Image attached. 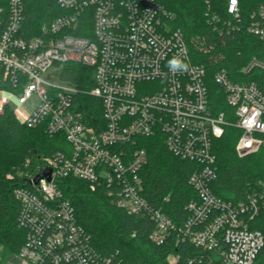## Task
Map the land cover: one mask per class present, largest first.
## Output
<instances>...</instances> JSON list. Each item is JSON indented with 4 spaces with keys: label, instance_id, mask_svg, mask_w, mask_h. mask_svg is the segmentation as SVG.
Segmentation results:
<instances>
[{
    "label": "built area",
    "instance_id": "1",
    "mask_svg": "<svg viewBox=\"0 0 264 264\" xmlns=\"http://www.w3.org/2000/svg\"><path fill=\"white\" fill-rule=\"evenodd\" d=\"M56 2L63 14L27 39L24 0H0L4 79L23 85L20 93L12 92L19 106L34 100L23 123L44 127L51 136L64 135L69 147L42 158L26 176L27 186L14 191L18 223L26 232L16 255L21 264H111L93 248L91 235L59 190L57 181L67 177L84 181L93 192L107 190L129 215H150L156 222L150 239L157 245L180 231L195 245L217 250L222 264H258L264 234L255 225L264 214V181L238 202L217 197L211 185L217 176L215 141L227 126L242 133L236 145L239 157L264 145V93L255 81L245 80L253 71L264 72V58L253 57L233 75L226 68L215 74L226 104L218 110L206 68L192 60L183 32L172 28V14L159 0ZM227 12L232 20L223 23L210 16L216 30L222 34L243 28L264 43L263 7L246 25L238 0H229ZM173 57L184 59L188 70L171 71L168 61ZM70 63L92 69V89L61 79ZM55 68L61 69L62 86L43 78ZM80 95L100 100L102 118L91 112V123L87 120L76 101ZM137 137H161L174 156L192 164L188 182L198 197L187 204L183 229L143 196L140 173L148 155ZM45 168L52 170L51 180L36 184Z\"/></svg>",
    "mask_w": 264,
    "mask_h": 264
},
{
    "label": "trees",
    "instance_id": "2",
    "mask_svg": "<svg viewBox=\"0 0 264 264\" xmlns=\"http://www.w3.org/2000/svg\"><path fill=\"white\" fill-rule=\"evenodd\" d=\"M159 1L172 14V28L183 32L192 60L206 68L214 105L225 110L224 93L214 80L215 74L226 68L233 75L253 57L263 59L264 43L243 28L222 34L215 29L211 15L220 18L221 23L232 20L227 12L229 0ZM238 3L241 23L245 25L264 8V0H238ZM24 4L27 39L38 35L44 24L64 12L56 0H24ZM61 79L83 90L94 87L92 69L78 63L65 65ZM245 80L255 81L264 93V72L253 71ZM22 88V84L13 86L9 79H4L0 66V90L20 93ZM76 101L82 103V112L90 123L91 112L102 118L100 100L80 95ZM241 134L235 126H227L214 145L217 176L211 189L217 197L232 202L244 199L259 181H264V145L254 154L239 157L236 145ZM136 143L148 155L140 173L143 196L166 214L177 229H183L189 216L187 204L198 197L188 182L192 164L174 156L161 137H137ZM68 148L64 135L51 136L44 127L29 128L4 103L0 112V264L7 256H16L25 242L26 232L18 223L20 204L14 197L15 189L27 186L26 176L42 158ZM57 184L64 199L75 208L79 224L91 235L93 248L103 258L111 259V264H222L217 250L195 245L180 231L172 232L161 245L153 243L150 235L156 222L152 217L127 214L107 190L93 192L87 183L73 177L59 179ZM255 228L264 234V214L256 219ZM172 257L176 260L171 261ZM259 263H264V249Z\"/></svg>",
    "mask_w": 264,
    "mask_h": 264
},
{
    "label": "rangeland",
    "instance_id": "3",
    "mask_svg": "<svg viewBox=\"0 0 264 264\" xmlns=\"http://www.w3.org/2000/svg\"><path fill=\"white\" fill-rule=\"evenodd\" d=\"M61 69L55 68L50 69L47 73L43 74V78L51 82L57 86L64 85V82L61 81L59 75H60ZM150 87H155V85H149ZM8 101L9 105L13 109L17 119L20 122H24L27 116V111L31 108L32 104L34 103V100H32L30 103H28L26 106H19L17 103V99L14 97V94L12 92H9L7 90H0V106L2 102ZM3 264H21V259L18 256H7L4 259Z\"/></svg>",
    "mask_w": 264,
    "mask_h": 264
},
{
    "label": "clouds",
    "instance_id": "4",
    "mask_svg": "<svg viewBox=\"0 0 264 264\" xmlns=\"http://www.w3.org/2000/svg\"><path fill=\"white\" fill-rule=\"evenodd\" d=\"M168 67L171 71L184 72L188 70L189 64L184 59L173 57L168 61Z\"/></svg>",
    "mask_w": 264,
    "mask_h": 264
},
{
    "label": "water",
    "instance_id": "5",
    "mask_svg": "<svg viewBox=\"0 0 264 264\" xmlns=\"http://www.w3.org/2000/svg\"><path fill=\"white\" fill-rule=\"evenodd\" d=\"M51 173H52V170H51V169H47V168L42 169V170L38 173V175L36 176V178H35L36 184H38L39 181H40L41 179H43V178H46L47 180L50 181V180H51Z\"/></svg>",
    "mask_w": 264,
    "mask_h": 264
},
{
    "label": "crops",
    "instance_id": "6",
    "mask_svg": "<svg viewBox=\"0 0 264 264\" xmlns=\"http://www.w3.org/2000/svg\"><path fill=\"white\" fill-rule=\"evenodd\" d=\"M3 101H4V100H3ZM4 103H8V101H4V102H2V104H1V106H0V112H1V110H2V107H3ZM8 104H9V103H8Z\"/></svg>",
    "mask_w": 264,
    "mask_h": 264
}]
</instances>
